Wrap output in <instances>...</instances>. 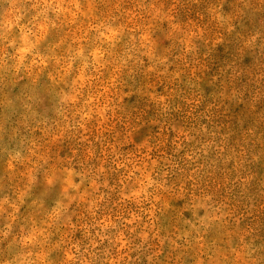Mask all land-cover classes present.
Listing matches in <instances>:
<instances>
[{
  "label": "clouds",
  "instance_id": "obj_1",
  "mask_svg": "<svg viewBox=\"0 0 264 264\" xmlns=\"http://www.w3.org/2000/svg\"><path fill=\"white\" fill-rule=\"evenodd\" d=\"M57 7L73 18H82L83 26L69 43L58 44L51 55L36 51L42 36L32 32L33 39H29V32L19 23L22 0H12L0 19V40L7 41V46L16 43L14 36L9 38L14 29L20 31L19 46L11 55L7 51L0 55V152L6 155L3 168L7 179L15 181V199L0 197V214L5 215V222L0 224V264H56L50 259L56 249L62 250L59 264H132L141 254H147L148 264H183L181 257L188 251L194 264H264V245H254L245 239L247 232L229 227L239 204L233 203L232 187L239 182L240 194L247 193L256 178L253 174L242 176L241 171L246 163L264 157V113L241 128L234 146L228 144L231 132L222 133L213 123L214 108L219 104L201 109L200 98L193 91L180 97L188 106L185 123L177 127L167 120L176 106L175 86L182 83L189 90L199 86L203 65L196 42L203 40L215 47L222 40L223 30H230L227 20L210 10L206 25L171 23V9L165 11L157 0H101L100 7L91 3L81 7L69 0ZM164 19L171 25V48L158 54L151 29L155 21ZM258 38V34L242 38L241 45L252 47ZM50 64L54 72L46 90L52 98L51 116L47 115L49 110L38 111L35 76L29 85L13 91L22 68L38 73ZM137 70L162 77L172 87L158 93L151 84L145 86L144 96L159 109L162 118L154 137L142 141L133 137L131 151L125 154L119 147L126 145L139 117L122 113L120 103L129 95L126 77ZM250 75L254 92L249 108L254 111V101L264 96V64ZM216 79L221 84L220 103L233 99L243 102V92L231 86L228 69ZM69 138L88 145V157L94 155V142L103 141L112 164L124 170L125 181L135 185L129 198L147 204L143 210L149 215L176 194L185 199L184 210H191L190 218L178 213L176 223L163 235L159 228L144 224L137 244H132L123 230L109 239L102 233L114 225L102 220L88 244L73 242L61 227L84 177L52 151ZM18 165L22 167L18 169ZM37 171H42L48 185L62 181V199L36 212L31 223L18 231V214ZM170 176L175 177L171 184ZM259 184V198L247 207L264 210V181ZM200 210L202 214H198ZM136 219L133 214L124 223L131 225ZM213 226L223 228V233L210 241L207 237ZM128 231H135V226ZM55 233L60 236L52 242ZM105 239H109L108 245H104ZM134 251L135 258L130 255Z\"/></svg>",
  "mask_w": 264,
  "mask_h": 264
},
{
  "label": "rangeland",
  "instance_id": "obj_2",
  "mask_svg": "<svg viewBox=\"0 0 264 264\" xmlns=\"http://www.w3.org/2000/svg\"><path fill=\"white\" fill-rule=\"evenodd\" d=\"M12 0H0V19L3 18L5 10ZM23 16L19 23L24 25L25 32H29V39H33L31 33L41 35L42 39L36 47V51L41 54L51 55L57 49V45L69 43L78 29L83 26L82 18H73L68 13L61 12L57 5L64 6L69 0H22ZM79 3L81 7L93 4L101 6V0H72ZM163 5L165 11L171 9L170 15L173 17L171 23H180L191 26L192 24L206 25L209 22L210 10L218 11L226 20V28L223 30L222 40L215 47L206 44L203 40L197 41L198 56L202 61L201 78L199 86L194 90H189L184 84H177L175 108L167 115V120L171 125L181 126L185 123L187 105L180 98L193 91L200 98V108L203 109L209 104L217 105L214 108L213 123L220 128L222 133L231 132L228 137V144L234 146L240 139L241 128H247L257 118L258 114L264 113V96L258 97L255 103V110L249 108L252 103L251 96L254 92V84L251 80V73L254 69L264 64V0H157ZM42 26V29H41ZM170 22L166 19L157 20L151 29V39L154 42L156 52L164 53L171 48V41L168 38ZM30 30V31H29ZM19 29H14L13 36L16 43L7 46L8 42L0 40V55L7 51L11 55L15 47L19 46ZM258 34L256 44L249 48L241 45L242 38ZM7 46V47H6ZM147 63V58H145ZM27 63V62H26ZM228 69L231 77V86L243 92V102L233 99L224 100L220 103V80L216 79L222 70ZM53 66L50 64L47 69L38 73L33 69L22 68L19 72V84L13 91H19L21 86L29 85L36 78L37 92L40 103L38 111L45 112L51 116L50 111L52 98L46 90L50 83V73H53ZM151 84L158 93L168 91L169 85L162 77L145 74L142 70L134 71L126 77V87L129 95L121 100L120 111L139 117V122L128 137L127 143L121 144L119 151L128 154L131 151L133 137L136 141L152 138L156 135L161 121L159 109L148 102L144 96V88ZM88 145L78 143L74 139H66L64 142L53 147L52 151L67 167L79 172L84 177V182L80 186L77 198L72 201L70 212L65 218L61 231H67L73 242H79L81 246L88 244L91 235L99 230V221H111L110 226L104 233L109 239L124 231L132 244L140 242L138 233L144 224L155 226L160 229L161 235L170 230L178 218V213L183 212V218H190L191 210H184L186 203L181 196L173 194L166 202L159 203L152 214L144 211L147 204H137L129 198V193L135 187L131 181H125V172L121 168L112 164V156L106 155L107 149L103 141H96L92 145L94 155L87 156ZM6 155L0 152V197L8 195L10 199H15V181H9L4 172V160ZM231 165H229L230 167ZM22 165H18V169ZM102 169V170H101ZM253 174L255 181L248 187L247 193L240 194V184L232 187L231 198L233 203L239 201L236 215L229 220L230 228H238L242 232H247L246 240H251L254 245H264V210L247 207L249 202H255L258 192L261 190L259 181H264V157L257 161L246 163L241 171V175ZM217 175H220L218 172ZM235 176V173H232ZM79 180L80 177H75ZM95 184L92 185V181ZM175 177L168 178L171 184ZM62 181H57L52 185L45 183L42 171L35 173L28 194L25 196V203L18 214L16 230L27 227L34 218L36 212L49 209L62 199ZM83 195V199H80ZM200 210L198 214H202ZM138 219L131 225H125L126 219H131L132 215ZM5 222V215L0 214V224ZM135 226V231L128 229ZM223 228L213 226L208 232V239H216L222 236ZM91 234V235H90ZM60 233L51 236V241L59 239ZM109 239L104 240V245H108ZM114 251V250H113ZM133 258L137 256L134 251L130 254ZM147 254H141L139 261L133 260L132 264H148ZM62 258V250L56 249L50 259L59 264ZM183 264H194V257L191 251L185 252L181 257Z\"/></svg>",
  "mask_w": 264,
  "mask_h": 264
}]
</instances>
